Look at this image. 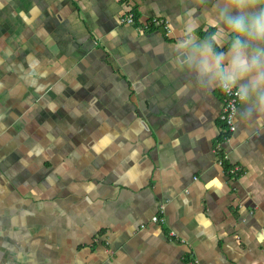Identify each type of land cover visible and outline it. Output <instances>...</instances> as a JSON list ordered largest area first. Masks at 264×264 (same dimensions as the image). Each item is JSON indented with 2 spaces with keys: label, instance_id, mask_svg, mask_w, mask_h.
<instances>
[{
  "label": "crops",
  "instance_id": "obj_1",
  "mask_svg": "<svg viewBox=\"0 0 264 264\" xmlns=\"http://www.w3.org/2000/svg\"><path fill=\"white\" fill-rule=\"evenodd\" d=\"M241 3L264 8L0 0V264H264V107H237L229 176L221 89L191 60L204 35L230 49Z\"/></svg>",
  "mask_w": 264,
  "mask_h": 264
},
{
  "label": "clouds",
  "instance_id": "obj_2",
  "mask_svg": "<svg viewBox=\"0 0 264 264\" xmlns=\"http://www.w3.org/2000/svg\"><path fill=\"white\" fill-rule=\"evenodd\" d=\"M224 4L220 14L228 27L237 34L227 52L216 51L208 43L193 48L191 60L202 77L226 92L235 89L244 102L254 101L264 107V8L247 11L238 5L233 13Z\"/></svg>",
  "mask_w": 264,
  "mask_h": 264
},
{
  "label": "built area",
  "instance_id": "obj_3",
  "mask_svg": "<svg viewBox=\"0 0 264 264\" xmlns=\"http://www.w3.org/2000/svg\"><path fill=\"white\" fill-rule=\"evenodd\" d=\"M123 22L127 24L135 25V18L132 12H129L125 17H123ZM151 27H162L164 29H168L167 22L160 18H151L149 22L137 26L139 30H149ZM221 89V96H222V107L221 113L219 116V120L224 128L223 134L221 135L220 139L215 143L214 152L217 155V162L220 166L224 169L226 168V163L228 162V154L225 149L226 143L229 141L231 136L235 131V124H234V115L237 110V107L241 103V99L236 94L235 89L231 92H226L225 90ZM225 172L230 176H238L240 174V168L236 165H231ZM159 215H156L152 218V221L155 223H163L164 219L162 216V211L160 209Z\"/></svg>",
  "mask_w": 264,
  "mask_h": 264
},
{
  "label": "trees",
  "instance_id": "obj_4",
  "mask_svg": "<svg viewBox=\"0 0 264 264\" xmlns=\"http://www.w3.org/2000/svg\"><path fill=\"white\" fill-rule=\"evenodd\" d=\"M133 15H134V18H135V23H136L137 18H136V15H135L134 12H133ZM204 37H205L207 43H208V44H211V45L213 46V42H212L211 38L209 37V35H204ZM228 167H229V166H226L225 169H227ZM158 216H160L159 213H158Z\"/></svg>",
  "mask_w": 264,
  "mask_h": 264
}]
</instances>
